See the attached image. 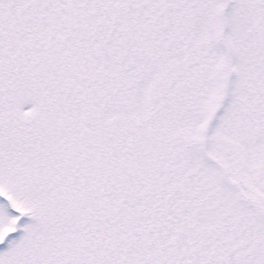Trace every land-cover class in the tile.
Instances as JSON below:
<instances>
[{
    "label": "snow or ice",
    "instance_id": "snow-or-ice-1",
    "mask_svg": "<svg viewBox=\"0 0 264 264\" xmlns=\"http://www.w3.org/2000/svg\"><path fill=\"white\" fill-rule=\"evenodd\" d=\"M0 264H264V0H0Z\"/></svg>",
    "mask_w": 264,
    "mask_h": 264
}]
</instances>
